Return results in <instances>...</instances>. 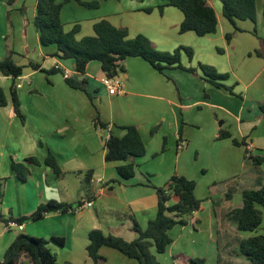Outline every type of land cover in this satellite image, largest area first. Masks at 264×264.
<instances>
[{
  "label": "crops",
  "instance_id": "obj_1",
  "mask_svg": "<svg viewBox=\"0 0 264 264\" xmlns=\"http://www.w3.org/2000/svg\"><path fill=\"white\" fill-rule=\"evenodd\" d=\"M57 1L62 3L64 30L78 26L76 39L93 35V25L106 19L125 29L129 38L145 36L162 52L185 46L201 49L209 56L214 48L222 49L224 62L209 65L217 73L228 75L222 83L232 86L231 93L182 69L159 73L145 60L128 57L122 62L124 71L117 75L121 93L109 95L100 82L104 75L98 61H91L80 74L73 59H59L54 45L40 44L34 25L36 0H16L11 6L0 0V60L12 51L15 63L23 67L22 75L14 81L22 119L13 111L11 85L1 86L12 79L0 76V88L7 100L0 106V179L5 180L0 204V260L15 236L23 233L48 241L58 264H93L86 252L89 232L98 229L104 235L124 237L129 233L136 238L134 223L145 229L156 215L154 187H161L177 174L196 183L194 195L201 204L187 225H176L168 232L171 243L157 255L159 264H182L174 258L177 254L205 261L208 251L209 260L214 256L213 264L232 261L227 257L232 241L238 248L241 239L252 235L237 230L231 211L241 206L243 190L264 185V160L260 164L253 161V157L264 158V112L260 108L264 104V55H249L259 48L258 37H264L260 28L264 24V0H255V34L249 20L235 33L222 15L221 3L207 0L215 12L217 30L205 36L180 33L182 12L163 0H81L98 1L97 8L75 0ZM231 33L234 37L227 41L226 35ZM193 57L194 53L191 60L182 54V65L195 67L197 62L207 61ZM30 63L44 71L56 70H33ZM65 73L67 78L83 82L85 91L69 86ZM96 118L107 129L97 128ZM126 126L139 131L144 155L106 161L105 139L109 133L122 137V127ZM220 129L229 132L230 138L217 139ZM232 139L240 146L233 145ZM48 153L59 166V177L44 164ZM29 157L39 164L25 163L29 175L21 182L11 163H24ZM127 163L134 165L135 174L123 179L116 168ZM88 172L90 182L86 185ZM207 177L211 178L205 181ZM50 200L70 204L71 210L47 213L28 223L26 220L22 232L2 222L9 217H28ZM86 201L91 202L90 207L80 206ZM261 215L263 219L264 210ZM194 223L210 231V240L219 241L215 254L204 239L200 246L193 241L187 249H175L172 231L181 226L186 233ZM52 237L63 238V245L53 242ZM99 254L104 264H138L107 247H101ZM21 259V264H30Z\"/></svg>",
  "mask_w": 264,
  "mask_h": 264
},
{
  "label": "trees",
  "instance_id": "obj_2",
  "mask_svg": "<svg viewBox=\"0 0 264 264\" xmlns=\"http://www.w3.org/2000/svg\"><path fill=\"white\" fill-rule=\"evenodd\" d=\"M16 0H6L11 6ZM70 0H64L68 2ZM80 5L88 8H97L98 1L83 2L75 0ZM167 6L175 7L183 14V20L179 26V32H194L197 36H205L216 33L217 19L213 8L207 0H163ZM221 3L223 17L234 27L236 21L249 20L256 22L255 0H218ZM62 3L57 0H36L34 25L39 33V41L43 46L54 45L55 56L59 59H73L76 72L83 74L91 61H98L102 74L107 78H113L123 72L122 62L128 57H139L145 60L159 73L166 69H182L193 75H199L217 88L225 89L231 93V88L223 85L227 78L225 74H219L208 65L198 63L196 67H185L181 63V55L185 54L192 59L193 50L189 47L179 46L172 52H162L155 48L154 44L143 35L129 38L125 29L113 26L106 19H101L93 25L94 34L76 39L78 26L75 25L70 31H65L60 20ZM264 11V10H263ZM231 34L226 35L227 41ZM260 49L254 54L258 57L264 55V37L259 38ZM14 53L9 51L0 60V76L10 77L12 106L14 113L23 118L19 110V101L16 95L15 79L22 75L23 67L15 63ZM29 66L33 70L50 73L54 70L44 71L35 63ZM201 72V75L198 73ZM66 83L72 88L85 91L83 82H77L66 78ZM7 104L3 90L0 88V106ZM264 112V104L260 106ZM94 125L99 129H107V125L97 118ZM125 134L116 137L111 133L105 139L106 161H127L130 157H141L145 153V146L134 126L122 127ZM226 130L220 129L217 139L229 138ZM235 145H240L235 139ZM164 150V146L162 147ZM263 157H253V161L260 164ZM25 163L38 165L34 157L24 159V163H11V170L18 180L25 182L29 171ZM53 173L59 177L62 173L52 156L48 153L44 159ZM118 175L123 179H130L135 174L132 163L120 165L116 168ZM4 179H0V204L3 198ZM86 185L90 182V173L84 177ZM196 183L184 176L173 174L162 187H154L157 196L156 215L149 220L145 229H141L134 223L132 230L137 234L133 240H125L117 235H104L100 230L93 229L88 234L86 252L93 264H104L105 259L99 254L101 247H107L119 252L128 259L136 260L138 264H159L157 255L166 251L171 243L168 232L176 225H186V218L191 217L200 209L201 201L194 195ZM90 198V197H88ZM172 200H174L172 202ZM71 205L50 200L41 203L28 217L2 220L5 224L14 222L23 224L26 220L36 221L51 212H68ZM261 209L264 210V185L257 189H246L241 193V206L231 211L236 228L241 232H254L262 222ZM51 240L58 245H63V238L52 237ZM48 241L43 238L28 236L19 233L7 246L0 260V264H21V258L28 260L30 264H58L55 255L49 250ZM239 252L249 264H264V234L252 235L243 238L238 244ZM182 264H203L200 258H190L182 254L174 257ZM216 264H220L219 261Z\"/></svg>",
  "mask_w": 264,
  "mask_h": 264
},
{
  "label": "rangeland",
  "instance_id": "obj_3",
  "mask_svg": "<svg viewBox=\"0 0 264 264\" xmlns=\"http://www.w3.org/2000/svg\"><path fill=\"white\" fill-rule=\"evenodd\" d=\"M217 4H219L218 0H215ZM262 16H263V21H264V11L262 13ZM238 25V26H237ZM253 29L251 30V33L252 34H255L257 32V29H256V22L253 23ZM230 27L231 29L236 33V32H241L242 29H244V21H238L236 22V27H234L233 25L230 24ZM260 28L264 29V24H262L260 26ZM234 33V34H235ZM233 33H231V38L234 37V34L232 35ZM230 38V40H231ZM259 38L258 37V41H259ZM260 42H259V48L256 49V50H259L260 49ZM193 50V53H194V57L193 58H201V60H203V57L206 58L207 61H205L206 63H202V62H197L200 63V64H203V65H208V66H211L209 64H217V63H220V62H224L221 57L224 56V53H223V50L221 49H216L214 48L213 49V54L212 55H206L205 52H203V50L201 49H194V48H191ZM255 51H253V53H249V55L251 56V54H254ZM255 55V54H254ZM258 57V56H257ZM263 57V56H262ZM212 58V62H210L209 60H211ZM196 60V59H195ZM196 64V66H197ZM195 66V67H196ZM198 73L201 75V72L198 71ZM227 75V74H225ZM228 76V75H227ZM227 79V78H226ZM225 79V80H226ZM224 80V81H225ZM11 80H8L6 83L2 84L1 86H7V87H4V88H9V86L11 85ZM230 88H232V86H229ZM238 96V95H236ZM219 131V130H218ZM230 138V137H229ZM234 139H232L231 141H233ZM233 143V142H232ZM235 145V144H233ZM235 146H240V145H235ZM243 156V155H242ZM245 158V157H244ZM211 177H207L205 179V181L207 180H210ZM168 181V180H167ZM166 181V182H167ZM205 181H203L201 183V191H203V185L205 183ZM163 184V183H162ZM165 185V183H164ZM163 186V185H162ZM161 186V187H162ZM257 188V187H256ZM262 210V209H261ZM263 211V210H262ZM5 217H8L9 216V213L7 212H3L2 213ZM189 219L190 217L186 218V225L188 224L189 222ZM30 220V219H29ZM27 223L29 222L28 220L26 221ZM231 222V221H230ZM232 223V222H231ZM194 226H189V230L186 231V233L182 232V227L181 226H178L176 227L172 233H171V236L174 240V244H175V249L178 248V247H182L184 249H187L188 247H191V245H194L192 242L194 241L196 244H200L202 243V240L204 239L206 244L208 243V245H210V249L211 251L214 253V251L216 250L215 247H218L219 245V241H216L215 240H210L209 239V236H210V231L208 232L207 230H202V229H199L197 226H195L196 224L194 223L193 224ZM189 232H191L192 234H188ZM198 233L200 232L198 235H195L193 233ZM8 233V232H7ZM11 233V232H10ZM244 234V233H243ZM258 234H264V218L262 219V222H261V225L258 227V229L254 232H246V235H258ZM11 235V234H10ZM30 236V235H28ZM135 234H129V233H124V237H122L123 239L125 240H133L135 237ZM179 237V239H178ZM198 237V238H197ZM197 238V239H196ZM196 239V240H195ZM207 240V241H206ZM217 245V246H216ZM211 253V255L213 254ZM238 253V254H237ZM207 263H206V260L204 261L203 264H213V261H214V256L212 258L211 256V260H209V251L207 252ZM215 254V253H214ZM227 257H231L232 261H226L225 263L223 264H249L248 261L245 259V257L243 255L240 254L239 252V248H237V242L236 241H232V246L230 247V250H229V254L227 255ZM158 260V259H157ZM159 263V262H158ZM180 263V262H179Z\"/></svg>",
  "mask_w": 264,
  "mask_h": 264
},
{
  "label": "built area",
  "instance_id": "obj_4",
  "mask_svg": "<svg viewBox=\"0 0 264 264\" xmlns=\"http://www.w3.org/2000/svg\"><path fill=\"white\" fill-rule=\"evenodd\" d=\"M64 76L67 78L68 77L67 73H65ZM100 82H101L102 86L106 89V91L108 92L109 95H118L121 93V82L119 81L117 76H115L113 78H107V77L103 76L101 78ZM18 87H19V85H18ZM181 147L182 146L180 145L179 148H181ZM80 206L90 207L91 202L90 201L83 202ZM7 225L10 227H14L17 232H22L24 229L23 224H17L14 222H9Z\"/></svg>",
  "mask_w": 264,
  "mask_h": 264
}]
</instances>
